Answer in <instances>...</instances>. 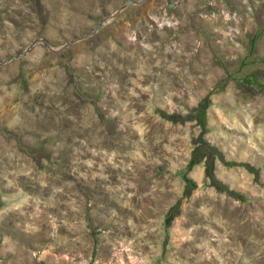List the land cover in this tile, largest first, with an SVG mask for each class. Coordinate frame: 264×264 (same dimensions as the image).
Masks as SVG:
<instances>
[{"label":"rangeland","instance_id":"374dc122","mask_svg":"<svg viewBox=\"0 0 264 264\" xmlns=\"http://www.w3.org/2000/svg\"><path fill=\"white\" fill-rule=\"evenodd\" d=\"M0 264H264V0H0Z\"/></svg>","mask_w":264,"mask_h":264},{"label":"trees","instance_id":"16d2710c","mask_svg":"<svg viewBox=\"0 0 264 264\" xmlns=\"http://www.w3.org/2000/svg\"><path fill=\"white\" fill-rule=\"evenodd\" d=\"M253 42L251 43V50H253ZM254 73H250L249 75H247L245 77V79L247 80H253L254 77ZM208 102L207 100L204 98L201 102H199L198 107L195 109L194 114L189 116L188 119H195L197 121V124H199L200 128L202 129L204 126V109L207 106ZM211 148V150H210ZM211 152H214L212 147H210V144L206 143L205 141H199L191 150L190 155H189V160L187 162V167L188 169H191L190 167L194 164H197L199 162H201L202 160L205 159L206 162V175L213 179V175H212V167H211ZM184 178V182H185V195H188L192 188H194L195 183L187 177H183ZM190 185V187L188 186ZM170 215L165 217V224H168L170 222Z\"/></svg>","mask_w":264,"mask_h":264},{"label":"water","instance_id":"95a60500","mask_svg":"<svg viewBox=\"0 0 264 264\" xmlns=\"http://www.w3.org/2000/svg\"><path fill=\"white\" fill-rule=\"evenodd\" d=\"M166 3H167V6H172L173 5V3H170L168 1H166Z\"/></svg>","mask_w":264,"mask_h":264}]
</instances>
